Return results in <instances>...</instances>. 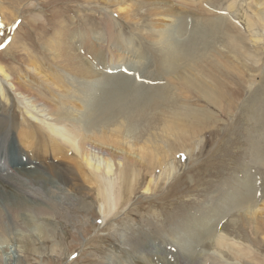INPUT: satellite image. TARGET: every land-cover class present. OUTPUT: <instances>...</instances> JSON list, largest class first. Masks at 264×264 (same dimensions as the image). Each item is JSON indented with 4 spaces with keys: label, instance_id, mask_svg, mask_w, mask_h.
Instances as JSON below:
<instances>
[{
    "label": "rangeland",
    "instance_id": "rangeland-1",
    "mask_svg": "<svg viewBox=\"0 0 264 264\" xmlns=\"http://www.w3.org/2000/svg\"><path fill=\"white\" fill-rule=\"evenodd\" d=\"M253 2L252 0H0V66L6 79L10 80V82H2L3 84L0 86V138L7 136L10 144L14 143V146L6 151L4 158L6 170L4 172L8 169L23 172L24 176L32 181L30 184L34 185L38 192L26 198L28 210L25 212L14 215L6 208L3 209L0 219V264H139L138 260H142L143 256L138 255L144 252V249L151 254L157 250L155 247L160 248L158 244L167 240L176 241L181 236L189 234H192V238L187 242L186 246L189 245V248H185V251L195 256L199 253L215 252L212 247L208 246L211 242L208 236L212 233L223 234L231 244L239 245L240 248L246 246L244 251H251L252 255L256 257L254 261L250 260V264L255 262L264 264V112L257 109L256 117H252L249 108L244 110L247 104L254 100L252 92H250L251 89L246 87L260 81L258 76L261 71L264 72V44L262 47L259 43L251 42V40H256L258 34L264 36V0H253ZM231 8L241 9L238 17L229 15V18L226 17L228 20L224 19L222 16ZM120 9L121 13L118 12ZM205 9H207L208 16L204 12ZM149 10H153L151 11L152 16L149 15ZM155 15L158 18L154 17ZM167 15L168 17L170 15V19H166ZM182 17L187 18L183 19L184 29L177 43L184 48H188V44L192 45L189 46L190 48L196 46L201 55L206 53L204 51L210 50L209 47L214 43L212 48H215L211 51L213 58L220 56L223 63L226 61V67L220 72L218 80L226 89L232 91L229 100L236 102L234 104L236 107L228 102L229 105L224 106V111L220 113L217 111V107L210 106L205 100L200 101L198 109L201 113L207 112L213 115L219 124L217 123L218 126L215 125L212 128L211 124L205 125L204 128L202 126V134L205 129L212 132H208V130V133L203 136L197 133L195 138L192 137L188 145L186 143L185 148L189 154L186 150L178 148L177 145L172 143L169 145L172 138L157 130L160 127L158 122L161 111L152 103V100L157 96L156 92L159 88H166L164 86L167 85V82L163 79L167 75L164 74V70H158V62L154 59L157 51L152 46L153 41L150 40L152 42L150 43L148 39L152 35L155 37L156 32L154 31L158 30L157 27L167 29L164 23L180 25ZM209 17L214 21L211 31L208 26L210 24L206 20ZM193 25H200V27L194 28ZM203 25L205 26L203 27ZM245 25L252 31H247L244 28ZM108 27L112 29L110 30L111 34ZM218 27H221L224 39L215 32ZM113 28L115 29L113 30ZM193 29L198 30L194 33ZM150 31L153 34L147 37ZM56 33L58 34L56 35ZM66 33L71 36L72 45L77 47H75L76 51L85 56L84 60L87 63L84 67H90L103 82L101 85L103 87L100 86V89L92 94V100L89 90L85 91L87 84L92 87V82L85 79L83 85L75 77V74L80 70L75 52L66 57L64 50L57 46H64L67 43L65 41L67 36H63ZM234 33H237L239 38H230L232 40H230L231 47L235 45L237 50L230 54L225 42L227 37ZM194 34L199 35V40ZM171 35L174 36L173 33ZM201 38L202 40H200ZM57 40H59L58 43ZM127 41L132 50H139L136 57L142 61L139 63L130 57H123L126 59L122 58L118 63H115L118 68L113 70L118 71L122 65V68L132 74L139 75L146 83L137 82L133 80L132 76L121 73L111 75L107 73L110 69H106V67L110 64L101 52L105 51L112 55L118 46ZM50 42H52V46ZM249 43L253 48H249ZM86 46L96 47L98 52L91 53L85 49ZM100 46L101 49L98 48ZM190 48L185 49L184 52ZM90 50L95 52L94 49ZM140 52L142 53L140 54ZM92 54L97 59H92L89 56ZM233 54L240 58L236 57L235 59ZM225 57L228 59L225 60ZM88 59L92 61L89 62ZM72 60L73 62H71ZM166 63L168 66L169 62ZM65 67L72 70H69L68 73ZM61 73L67 74V76H63ZM215 76L217 77V73ZM1 78L2 76H0V80ZM137 78L139 79L138 76ZM202 78L204 79V74ZM64 79H68L73 90L78 87V93L83 96L88 95L86 96V105L91 112L90 116L97 111L104 113L105 108L109 106L114 107L113 114L119 116L120 119H126L127 116H132L135 120L142 117L146 119L139 122L132 129L133 131L129 130L125 140L122 138L115 140L118 148L122 150L119 154V149H115V151L112 149L113 153L118 154V157L110 159L107 156L98 155L99 158H96V160H100L101 166L105 165L102 159L109 160L114 164L113 169L116 170L120 169L122 165L124 167L125 164L129 166L127 160L138 163L141 156L145 158L143 164H137L135 168L134 174L138 176V179L134 185L130 186V183H133L130 178L127 186H120L118 184H123L121 175H113L115 171L110 173L108 178L111 181L106 182L112 186L109 196L113 205L104 216H102L103 203L98 195L100 187L88 180L89 170L84 168L86 173L79 175L75 170L73 171L76 165L73 158H76L79 137L72 138L71 136L72 139H68V144L62 146L59 153H52L42 147L40 151H34L32 145L27 144L30 141L20 142V138L18 139L20 132L31 130L34 127L44 129L42 123L27 116L29 114L27 103L13 91L14 85L29 89L31 85L35 84L38 86V88H34L36 97L39 96L41 90L45 96L44 99L48 102L52 101L54 105L59 104L58 94L50 89L54 88V80L62 82ZM170 93H174L173 88L170 89ZM259 93L264 97V88H261ZM118 94H125V99L121 97L125 103H118L120 97L116 99L117 101L113 100ZM235 98L240 100L243 98V102L235 100ZM64 105L69 111V114H66L69 115L67 121L75 123L74 125L85 135L108 134L107 126L115 120V118L109 119L104 114L101 124L96 125L95 121L91 122L88 118L80 121L78 117L79 113L84 110V104L75 98L72 102L66 100ZM103 108L104 110H102ZM139 111L143 116L138 115ZM148 115L152 117L150 118ZM156 119V124H154ZM245 119L249 122H246V125H250L247 128L244 126ZM118 122L123 123L124 121ZM103 128L107 131L106 133ZM243 129L247 131H243ZM94 131H98L97 134ZM43 132L45 133V131ZM91 133L93 134L91 135ZM249 135L252 136L251 141ZM130 141L136 142V145ZM248 141L254 145L249 147ZM149 143L150 145L155 144L154 151L157 155L165 156L164 152H166V165L146 158V154L152 149L149 147ZM112 144L110 143V145ZM125 144L133 146L131 156L125 153L127 151ZM141 144L147 148L140 150ZM256 147L258 148L256 149ZM30 150L34 152H30ZM178 150L183 152L180 153ZM25 152L27 153L25 154ZM34 155L37 156L34 158ZM136 155L137 157H135ZM179 155L182 156L178 157ZM177 159H182L183 162ZM174 163L176 168L170 169ZM152 164H155L156 170L151 176ZM39 165L41 166L38 168ZM166 166L168 170L164 169ZM65 168L72 169V183L63 176V173H66ZM79 171L83 172V169ZM4 172L1 177L10 179V176ZM258 174L259 176H257ZM149 179H152L153 187L145 192ZM104 182L105 178H103L102 188H104ZM250 190L253 191V195ZM117 196L118 200H116ZM36 199L41 202V205L33 203V200ZM45 199L48 200L46 204L44 203ZM240 199L242 200L240 201ZM245 201L246 205L247 202H253V208H251L257 210V215L254 214L255 218L253 213L248 211L251 218L247 214H242L249 208L248 206L246 209L244 207L238 209V205L242 206ZM243 215L246 216L243 217ZM259 218L260 220L257 221ZM155 219H157L155 227L158 230L149 227ZM97 220L101 221L100 225L96 224ZM257 231L258 233H256ZM42 234L46 239L42 238ZM258 235L259 237H257ZM16 238L23 243L19 244ZM161 250L167 259H169L170 250L174 252L170 246ZM225 251L227 250L225 249ZM220 252L226 264L235 263L231 257ZM73 253L77 257L69 259ZM158 253L156 254L158 255ZM257 259L259 261H256ZM198 264H210V260L202 259Z\"/></svg>",
    "mask_w": 264,
    "mask_h": 264
},
{
    "label": "bare ground",
    "instance_id": "bare-ground-1",
    "mask_svg": "<svg viewBox=\"0 0 264 264\" xmlns=\"http://www.w3.org/2000/svg\"><path fill=\"white\" fill-rule=\"evenodd\" d=\"M252 2H253V0H252ZM257 3H258V1H257ZM148 7H149V5H148ZM125 8H126V6H125ZM206 10L207 9H205V11H204L205 14H206ZM121 11L122 10L120 9V11H118V12L121 13ZM149 11H150V14L149 15L152 16L151 11H153V10H149ZM240 11H241L240 8L239 9H237V8L236 9H232L231 8V10L228 11V12H226L224 16H222V15L221 16L224 19H226V17L229 18V15H233V16L238 17V13H240ZM166 12L168 13V11H166ZM209 13H210V11H209ZM154 17L158 18L157 15H155ZM162 17H163V15H162ZM169 17H170V15H169ZM169 17L167 15L166 16V19L169 18ZM186 18L187 17H182L181 18L180 25H166V23H164V25L167 27V29H159L157 27L158 30L155 29V31H154V32H156L155 33V37H154V35H152L153 32H151V31L147 34V37H150L152 35L148 39H149V41L150 40L153 41V45L152 46H154V48L157 51V55L154 54V55H156L154 57V59L157 60V62H158V70H160V71L161 70H164V74L167 75L166 78L163 79V80H165L167 82V85L164 86L166 88H159L157 90V92H156L157 93V96L154 97L155 99L152 100V103H154L156 107H159L157 109H159L161 111V114H159L160 115V117H159V120L160 121L158 122L159 125H160V127L157 130L162 131L164 134H166L167 136H169V137L172 138L171 140L169 139L170 140L169 141V145L172 143L173 145H177L178 148L184 149V150H186L185 149L186 148V143L188 145V142H190V140L192 139V137L196 136L197 133H200L203 136L204 134H206L208 132H212L209 129H205L204 130L205 131L204 134H202L203 131L201 129H203L205 125L211 124V128H212L215 125L218 126V124H219L218 123L219 121L213 115H211V114H209L207 112L206 113H201V111L198 109L199 106H200L199 103H200L201 100H205V102L207 104H209L210 106L213 105V106L217 107V111H219L220 113L222 111H224V109H225L224 106L229 105L228 102L231 105H233L234 107H236L234 105V104H236V102H233V101L229 100V97L232 96V91L229 90V89H226L225 86L222 85V82H219V80H218V78H219L218 76H219L220 72L222 70H224L223 68L226 67V63H225L226 61H224V63H223L222 62L223 59L220 56H217V58H213V54L211 53V51H212L213 48H215V47L212 48V46H214V43H213L212 46H210V47L208 46L210 50L204 51V49H203L202 52L204 51L206 53H204L202 55L199 54L198 48L196 46H193V47L190 48L189 46H192V45L187 43L189 45L188 48H190V49L187 52H184L187 47L186 48L180 47L179 44L177 43V40L179 38H181L179 36L181 35V33H182L183 29H184L183 28L184 27V25H183L184 24L183 19H186ZM163 19H165V18H163ZM211 19H213V18H211V17L206 18L207 22H209L208 24H210V25H208L210 27L209 28L210 31H211V25L214 23V21L211 20ZM226 20H228V19H226ZM110 21H111V19H110ZM193 26H194V28L200 27V25H193ZM204 26L205 25H203V27ZM244 28L247 29L249 27L247 25H245ZM114 29L115 28H113V30ZM110 30H112V29L108 27V31L109 32H110ZM197 30L198 29H193V32L196 33ZM247 31H250L251 32L252 30L247 29ZM215 32L219 34L218 36L220 38H223L224 39V36H222V34H221V27H218L217 28V31H215ZM172 33L174 34L173 37L171 35ZM257 33H259V32H257ZM57 34L58 33H56V35ZM106 34H107V31H106ZM110 34H111V32H110ZM194 35L196 36V34H194ZM232 35H229L227 37V41L225 42L226 48H228L230 50L229 51L230 54L231 53H234L237 50L236 47H235V45L233 47H231V41L232 40L230 38H232V39L234 37L239 38V35L237 33H234ZM63 36H65V37L67 36V39L65 40L67 43L64 46L63 45L62 46L61 45H57V46H58V48H62L64 50L66 57L68 55H70V54H74V52H75V56L77 57V61H78V64L80 66V70L75 74V77L83 85L85 83V79L87 81L90 80L89 82H92V85H91L92 87H90L89 84H87V86L85 87V91L86 90H89V92H90V99L92 100L93 99L92 94H94V92H96L97 89H100V86L102 85L103 82L101 81L100 76L97 75L93 70H91L90 67L89 68L84 67V65L87 63L84 60V57L85 56H83L80 53L82 55L81 56L76 51V48L77 47L74 46V45H72L71 36L68 35V33H66ZM198 36H196V37H198ZM213 36H214V34H213ZM192 37H193V35H192ZM202 38L200 40H202ZM197 40H199V37L197 38ZM58 41L59 40H57V43H58ZM151 41H150V43H152ZM188 42H190V41H188ZM193 42H192V44H193ZM251 42L252 43H259L260 46H262L264 44V36L258 34L256 36V40H251ZM50 43H51V46H52V42H50ZM50 43H48V44L50 45ZM201 43H202V41H201ZM105 44H107V43H105ZM68 45H69V47H67ZM107 47H108V45L106 46V48ZM250 47L253 48V46H250V43H249V48ZM262 47H260V48L262 49ZM98 48L101 49V46L98 47ZM131 48L132 47H130V45H129L128 41H127L126 43L118 46L117 49L114 50L115 53L112 52V55L113 56L110 55L108 52H105V51H103L104 53L101 52V54H103V56L105 58H107L108 63L110 64L108 67H106V69L113 70V69L118 68L117 67V64H115V63H118L119 60L122 59L123 57H126V58L127 57H130V58H132L133 61H136L137 60L140 63V61H142V60L141 59H138L136 57V53H138L139 50L136 49L134 51ZM140 48H141V45H140ZM85 49L88 50L91 53H94V54L98 52L97 51V48L96 47H93V46H86ZM90 49H94L95 52H93ZM141 53L142 52H140V54ZM84 54L88 55L85 52H84ZM214 55H215V53H214ZM233 55L235 56V59H236V57H239L236 54H233ZM89 56L92 57V59H97L95 57V55H93V54L92 55H89ZM126 58H123V60L126 59ZM226 59H228V58L225 57V60ZM90 61H92V60H89V62ZM71 62H73V60ZM71 62H69V63H71ZM99 62H100V60H99ZM166 62H169L168 66L166 65L167 64ZM123 65H124V63H123ZM120 66L122 67V65H120ZM65 68L68 71V73H69V70H72L71 68H67V67H65ZM98 69H100V68H98ZM226 70H227V68H226ZM215 73H217V77L215 76ZM236 73H238V72H236ZM263 73L264 72L261 71L260 74H259V76H258V77H260V81H258L254 85H253V83L252 84H249V86L246 87V88H250L251 89L250 92H252V96H253L254 100L253 101L251 100L247 104V107L244 108V110H247L249 108L251 110L250 113H251L252 117H256V115H257V109L258 110H262V112H264V97L261 96L260 93H259V90L261 88H264ZM203 74H204V79L202 78ZM62 75L63 76L66 75L67 76V74H62ZM108 75H107V77H109ZM0 76H2V78L0 80V82H1L0 83V86H2V84H3L2 82H10V80L9 79H6V76H4L3 70H2V67L1 66H0ZM88 77H90L91 79H89ZM67 80L64 79L62 82H58V81L54 80V82H53L54 83V88L53 89H50L52 92H56L58 94L57 97H58V101H59V104L60 105L59 104H54L53 105L52 104V101L51 102L46 101L44 99L45 96H44V94L42 93L41 90L39 91V96L36 97V94H34V88H38V86L35 85V84L34 85H31V87L29 89H26V88L21 87L19 85H14L13 91L16 92V93H18L19 97L21 99L25 100L26 103H27V106H28V109H29L28 113L30 114V115L27 114V116H31L32 118H34L39 123H42L43 124V129H44V130H42L41 128H38V127L35 128L34 127L31 130H26L24 132H20L18 134V139L20 138V142L21 141H25V140L28 141V142L30 141V143H27V144H29V146L32 145V148L34 149V151H38V150L40 151V149L42 147V148H47L52 153L53 152H58L59 153L60 148L62 146L63 147L66 146L65 144H68V139H70L71 136H72V138L79 137L78 151H77L76 156H75L76 158H73V160H75V162H76V165L74 166L75 169H73V171L75 170V172L78 173V175H79L80 173H83V174L86 173V170H84V168H87L89 170L90 175H88V180H91L92 182H94V183L97 184L96 185L97 187H100V190H98V195L100 196V199L102 200L101 203H103L102 216H104L106 213L109 212L111 206L113 205V202H112V200L110 199V196H109L110 189L112 188V186L110 185V183L106 182V181H111L108 178L110 176V173H112L113 171H115V173H113V175H115V176H120L121 175V179H122V183L123 184H118V185H120V186H127L130 178H132V180H133V183H130V186L131 185H134L137 182V179H138V176L136 174H134L135 173V168H136L137 164H139V165L140 164H143V161L145 160V158H144V156H141L140 157V161L138 163H134V162H132V160H127L126 162H127V164H129V166H126V164H125V166L123 167V165H122L121 168L118 169V170H116L115 168L113 169L114 164L113 163H110V161L109 160H106V159H102V162L105 165L104 166L103 165L101 166L100 165V162H99L100 160L98 161V160H96V158H99V157H97L98 155H102L103 157H106L107 156L110 159H113V158L118 157V154H115L113 152L115 151V149H119V154H121L122 150H121V148H118L117 141H115V140H117L118 138H122L123 140H125L127 138L126 137L127 132H130L129 130H132L134 127H136L139 124V122L141 123V122H143L146 119L144 117H142L141 119L135 120V118L132 117V116H127L126 119H120L119 116H116L115 114H113L114 107H109V106H107L105 108V112L104 113H100V111H97V113H93L92 112L93 114L90 116L89 113H91V112H90V110L88 108V105H86L87 104V102H86V96H88V95H84L83 96L80 93H78V90H79L78 87H75V90H73V87L71 86V84ZM149 80H152V79H149ZM166 82H164V83L166 84ZM78 86H80L79 83H78ZM134 86H135V83H134ZM101 87H103V86H101ZM171 88L174 89V93L173 94L170 93V89ZM110 95L112 96V93ZM118 97H120V100L118 101L119 104L125 103V101H123L125 99V94H118L113 100L118 99ZM121 97H124V99L122 100ZM75 98H77L85 106L84 107V110H82L83 112L81 111L79 113V117L78 118H79L80 121L88 118V119L91 120V122H94L95 121V123L97 125V124H101L102 121L104 120V114L106 116H108L109 119H111V118L114 119L115 118V120L112 123H109L110 125L107 126V128H108V134H103L102 136L99 135V134L98 135H95V136L94 135L93 136L85 135V134H82L80 132V130L78 129V127L76 125H74L75 123L72 124V123H70V122L67 121V118H68L69 115L67 116L66 114H69V111H68L67 107H65L64 103L66 102V100L72 102ZM253 98L250 97V99H253ZM236 99L243 102V98L241 100L239 98H235V100ZM247 99H249V98H247ZM134 102H136V101H134ZM147 103H148V101H147ZM202 105H203V103H202ZM233 108H232V111H233ZM88 110H89V112H88ZM102 110H104V108ZM118 110H120V109H118ZM153 111L154 110H152V112ZM253 112H254V114H253ZM127 113H128V111H127ZM154 113H155V111H154ZM39 114H41V115H39ZM147 114H149V113L147 112ZM231 114H232V112H231ZM138 115L139 116H143V114H141V111H139ZM150 115H148V116H150ZM226 115H227V113H226ZM154 116H155V114H154ZM151 117L152 116H150V118ZM225 119H226V117H225ZM118 121H122V122L124 121V122L123 123H120ZM156 121H157V119L153 123L156 124ZM246 122H248L247 119H245V123H244V126L247 128V126L249 124L246 125ZM86 123L88 125V122L87 121H86ZM202 126H203V128H202ZM123 128H125V130H123ZM103 130L105 131V128H103ZM43 131H45V133ZM243 131H247V130L246 129H243ZM97 132H95V134H97ZM106 132L107 131H105V133ZM118 132H121V133H118ZM250 133H251V130H250ZM92 134L93 133H91V135ZM245 135H247V134H245ZM161 136H163L162 133H161ZM249 137H250V141H251V137L252 136L249 135ZM106 142H110L111 144L112 143L113 144L110 145V143H106ZM130 142H132V141H130ZM255 142H253V143H255ZM134 143L136 145V142H134ZM157 145H158V143H157ZM252 145H254V144H252ZM252 145L249 142V147L252 146ZM255 145H256V143H255ZM13 146H14V143L13 144H10V140H9V138L7 136H4V137H1L0 138V219L2 217V211H3L4 208H6V210L8 212H10V213H12L14 215L19 214V213H22V212H25L26 210H28V206L26 204V198L29 197V196H33V195H35V194L38 193L37 192V188L34 185L30 184V182H32V181H30L29 178H26L24 176V173L23 172H19L18 170H13V169H8L6 172H4L6 170V163L4 162V158H5L6 151L10 150L9 148L10 147H13ZM126 146H127V149H126L127 151L125 153H128V154H130L129 156H131L132 155L131 148L133 146H130V145L125 144V148H126ZM181 146H182V148H181ZM257 146H258V144H257ZM109 147H111V148H109ZM149 147H151L152 149H150L151 151H149L146 154V158L148 160H150V161H154V162H158V163H162L163 165H166V157H167L166 152H164L165 153V156H159L154 151L155 144L154 145H152V144L150 145V143H149ZM258 147H256V149ZM27 148H28V146H27ZM139 148L141 150L142 148H147V147L144 146L143 144H141V146H139ZM157 148H158V146H157ZM112 149L114 151H112ZM172 149H173V147H172ZM178 151H180V150H178ZM30 152H32V151L30 150ZM181 152H183V151H180V153ZM253 152H251V153L252 154H255ZM26 153L27 152H25V154ZM187 153L189 154L188 151H187ZM260 153H261V151H260ZM40 154H42V153H40ZM137 155L135 157H137ZM156 155L159 156L160 158L157 157ZM261 155L263 156L262 153H261ZM36 156L37 155H34L33 157L35 158ZM254 157H255V155H254ZM259 158H260V156H259ZM252 162H254V161H252ZM40 166L41 165H39L38 168ZM132 167H134V169H132ZM152 168H153V170H152L151 176L153 175V172L156 170L155 164H152ZM172 168H176L175 163H174V166H171L170 167V169H172ZM80 169H83V172H80L79 171ZM164 169H167L168 170V167L166 166ZM3 172L6 173L7 175H9L10 176V179H4V178H2L1 177V174ZM71 172H72V169L67 168L66 169V173H63V176L65 177V179L68 182H70V183H72V180H73L72 173ZM257 176H259V174ZM103 178H105L104 188H102V186H103ZM257 179L259 180V177ZM152 182H153L152 179H149L148 180L147 186L145 187V192L149 191V188L152 189V187H153ZM250 193L253 195V191L252 190H250ZM234 195H235V193H234ZM116 200H118V196L116 197ZM241 200L242 199H240V201ZM163 201H164V199H163ZM47 202H48V200L45 199L44 203L46 204ZM160 202H161V200H160ZM33 203H35L36 205H41V202L38 199L33 200ZM252 203L247 202V205H246V201H245L242 206L238 205V209H241L243 207L246 209L247 206H248L249 208L247 210H245L244 212H242V214L244 213V214L249 215L248 212H250V213H253V217H254V214H256L257 210L255 211V210L252 209L253 208ZM240 204H242V203L240 202ZM161 205H163V204H161ZM254 211H255V213H254ZM151 216H153V215L151 214ZM244 216H246V215H243V217ZM240 217H242V216L240 215ZM250 218H251V216H250ZM259 220H260V218L257 221H259ZM156 221H157V219L153 220V222L149 225V227L150 228L151 227L156 228L155 227V222ZM249 222H251V221H249ZM208 223H210V222L208 221ZM255 223H258V222H255ZM256 233H258V231ZM199 236H200V234H199ZM208 237L211 240V242L208 244V246L212 247L215 252H212V253L211 252L210 253H208V252H206V253H199V254H196L195 256L191 255L190 253L189 254L186 253L185 248H187V249L189 248V245L186 246V244H188L187 242H189V239L192 238V234H189V235L181 236L180 238L176 239V241L175 240H171L172 239L171 238L170 239L171 241H168L167 240V241H164V243L158 244L160 246V248L155 247L157 250H155L154 253H151L150 254L149 251H146V249H144L145 251L142 252V253H140L138 255V256H140V255L143 256V259L142 260H138V263L139 264H188V263H190V264H198L199 260H202L203 259V260H210V264H226V262L223 261L224 260V257H223V255H222V253L220 251H222L226 256L231 257V259L235 261V263H233V264H250L249 263L250 260H253L254 261L255 258H256L255 256L252 255V252L251 251H249V250H248L249 252L244 251V249L246 248V246L245 247L242 246L240 248L239 245H235L233 243L231 244V242L229 241V239H226L223 234L216 235V234L212 233ZM257 237H259V235ZM42 238L43 239H46L43 234H42ZM183 238H185V240H183ZM16 241L19 244H22L23 243L21 240H19L17 238H16ZM33 242H34V240H33ZM152 242H155V241H152ZM160 242H162V241H160ZM176 242H178V243H176ZM27 243H29V242H27ZM144 246H142V247H144ZM167 246H170V248H173V250H174V252H171V250H170L169 259H167V257L164 256V253L161 250L162 248H166ZM140 248H141V246H140ZM225 249L228 252L225 251ZM156 253H158V255ZM171 259H173V260L171 261ZM256 261H259V259H257ZM254 264H260V263L255 262Z\"/></svg>",
    "mask_w": 264,
    "mask_h": 264
},
{
    "label": "clouds",
    "instance_id": "clouds-1",
    "mask_svg": "<svg viewBox=\"0 0 264 264\" xmlns=\"http://www.w3.org/2000/svg\"><path fill=\"white\" fill-rule=\"evenodd\" d=\"M98 222H99V223H98ZM96 224H99V225H100V224H101V221H100V220H97V221H96ZM74 254H75V253H73L72 256H73ZM72 256H70L69 259H72ZM76 257H77V255H76ZM76 257H75V258H76Z\"/></svg>",
    "mask_w": 264,
    "mask_h": 264
}]
</instances>
